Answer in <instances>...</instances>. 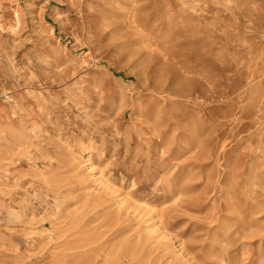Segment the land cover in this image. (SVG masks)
<instances>
[{
	"label": "rangeland",
	"instance_id": "obj_1",
	"mask_svg": "<svg viewBox=\"0 0 264 264\" xmlns=\"http://www.w3.org/2000/svg\"><path fill=\"white\" fill-rule=\"evenodd\" d=\"M0 264H264V0H0Z\"/></svg>",
	"mask_w": 264,
	"mask_h": 264
},
{
	"label": "bare ground",
	"instance_id": "obj_2",
	"mask_svg": "<svg viewBox=\"0 0 264 264\" xmlns=\"http://www.w3.org/2000/svg\"><path fill=\"white\" fill-rule=\"evenodd\" d=\"M15 16L18 18V15H17V13H15Z\"/></svg>",
	"mask_w": 264,
	"mask_h": 264
}]
</instances>
